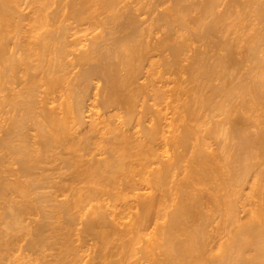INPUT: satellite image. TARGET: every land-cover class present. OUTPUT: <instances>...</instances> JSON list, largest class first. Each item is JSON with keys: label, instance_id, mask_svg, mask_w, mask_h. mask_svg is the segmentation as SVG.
<instances>
[{"label": "bare ground", "instance_id": "1", "mask_svg": "<svg viewBox=\"0 0 264 264\" xmlns=\"http://www.w3.org/2000/svg\"><path fill=\"white\" fill-rule=\"evenodd\" d=\"M0 264H264V0H0Z\"/></svg>", "mask_w": 264, "mask_h": 264}, {"label": "rangeland", "instance_id": "2", "mask_svg": "<svg viewBox=\"0 0 264 264\" xmlns=\"http://www.w3.org/2000/svg\"><path fill=\"white\" fill-rule=\"evenodd\" d=\"M159 35H160L159 33L156 34L157 37H158ZM200 43H201V42H199V43H198V42H194L193 45H194V46H198V45H200ZM190 52H191V51H190ZM190 52H187V54L189 53V55H191L192 52H191V53H190ZM238 54H240V55L238 56ZM238 54H237L236 56H238V58H240V56H242V53H238ZM182 63H186V61H183ZM182 75H183L182 78H185V73H183ZM252 127H253V128H252L253 131H256V130H257L256 127H254V126H252Z\"/></svg>", "mask_w": 264, "mask_h": 264}]
</instances>
